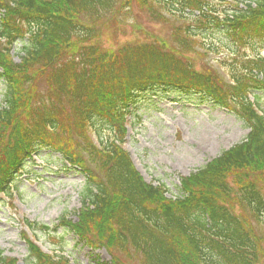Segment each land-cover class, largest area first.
Listing matches in <instances>:
<instances>
[{"label":"trees","instance_id":"1","mask_svg":"<svg viewBox=\"0 0 264 264\" xmlns=\"http://www.w3.org/2000/svg\"><path fill=\"white\" fill-rule=\"evenodd\" d=\"M154 1L0 0V194L33 157L45 162L56 153L54 164L85 177L75 222L62 217L58 226L109 254L96 264H123L117 254L139 264H264V59L246 57L224 82L185 56L201 28L221 30L234 50L264 40V0H171L158 8L190 25L173 29L170 46L159 39L115 51L99 45L96 25L123 19L134 6L168 23ZM161 93L196 94L249 130L180 178L173 199L166 186L144 181L123 148L130 108ZM103 127L114 136L96 143L92 135ZM24 237L28 264H68ZM0 264L17 259L0 253Z\"/></svg>","mask_w":264,"mask_h":264},{"label":"rangeland","instance_id":"2","mask_svg":"<svg viewBox=\"0 0 264 264\" xmlns=\"http://www.w3.org/2000/svg\"><path fill=\"white\" fill-rule=\"evenodd\" d=\"M170 1L156 0L154 7L165 14L158 7L171 5ZM217 6L222 10V6ZM148 9L134 6L123 19L99 22L96 25L99 45L115 51L126 43H148L159 39L170 46L173 29L190 25L178 16L177 20L167 14L168 23L156 22ZM195 31V49L185 56L197 72L212 71L226 82L230 81L232 73L242 69L246 57L259 55L264 59V40L251 41L246 47L234 50L224 33L215 27ZM12 54L14 61L18 62L21 53L13 49ZM3 90L0 80V108L3 106ZM160 96L161 100L142 98L130 108L123 148L145 182L166 186L169 190L167 197L173 199L181 196L180 178L244 140L249 130L231 113L196 94L167 98L161 93ZM261 108L264 113V105ZM113 136L110 129L103 127L92 138L98 143L100 139L109 140ZM47 157L45 162L33 157L35 164L27 163L23 173L10 185L8 193L0 194V253L3 257L17 259V264H28L26 234L43 254L60 252L68 264L108 261L110 256L104 249L91 251L78 242L73 232L58 226L62 217L75 222L85 177L79 171L66 172L54 164L60 159L56 153ZM25 219L48 226L51 231L28 230L23 224ZM117 257L123 264H139L128 261L121 254Z\"/></svg>","mask_w":264,"mask_h":264}]
</instances>
